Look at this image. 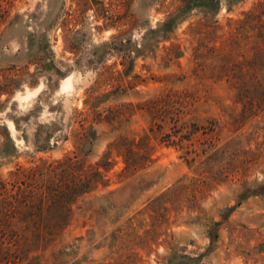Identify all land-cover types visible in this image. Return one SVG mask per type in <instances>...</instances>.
<instances>
[{
    "label": "rangeland",
    "instance_id": "374dc122",
    "mask_svg": "<svg viewBox=\"0 0 264 264\" xmlns=\"http://www.w3.org/2000/svg\"><path fill=\"white\" fill-rule=\"evenodd\" d=\"M263 34L264 0H0V185L99 173L21 264H264Z\"/></svg>",
    "mask_w": 264,
    "mask_h": 264
},
{
    "label": "trees",
    "instance_id": "16d2710c",
    "mask_svg": "<svg viewBox=\"0 0 264 264\" xmlns=\"http://www.w3.org/2000/svg\"><path fill=\"white\" fill-rule=\"evenodd\" d=\"M262 36L264 37V34ZM258 55L264 61L263 49H260ZM261 84L260 81L255 85V89L248 87L240 94L250 100H261L262 103L264 91H260ZM68 161L64 163L67 165L65 170H62L63 180L56 179V182L53 181L44 190L32 183L33 174H36L37 169L20 171V173L26 172L27 175L24 176V183H22L25 184V188L21 187L22 184H18L17 194L7 195L6 185H0L2 192L0 195V264H21L28 253L40 243L53 241L61 225L51 226L49 229L42 228L38 220L46 216V213L51 218H63L64 213L58 211V208L59 210L66 208L77 196L90 190L96 182L98 172L83 171V168L72 163L69 158ZM60 200H67L69 203L62 207Z\"/></svg>",
    "mask_w": 264,
    "mask_h": 264
}]
</instances>
